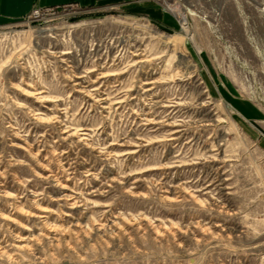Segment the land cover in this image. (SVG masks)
Wrapping results in <instances>:
<instances>
[{
  "label": "rangeland",
  "instance_id": "rangeland-1",
  "mask_svg": "<svg viewBox=\"0 0 264 264\" xmlns=\"http://www.w3.org/2000/svg\"><path fill=\"white\" fill-rule=\"evenodd\" d=\"M149 1L0 26V264H264V0Z\"/></svg>",
  "mask_w": 264,
  "mask_h": 264
},
{
  "label": "crops",
  "instance_id": "crops-1",
  "mask_svg": "<svg viewBox=\"0 0 264 264\" xmlns=\"http://www.w3.org/2000/svg\"><path fill=\"white\" fill-rule=\"evenodd\" d=\"M68 4L87 9L121 7L127 10L152 8L156 5L149 0H0V26L22 21L34 7L49 8Z\"/></svg>",
  "mask_w": 264,
  "mask_h": 264
},
{
  "label": "built area",
  "instance_id": "built-area-1",
  "mask_svg": "<svg viewBox=\"0 0 264 264\" xmlns=\"http://www.w3.org/2000/svg\"><path fill=\"white\" fill-rule=\"evenodd\" d=\"M180 1H182V0H174L173 4L174 5L180 4L179 3ZM74 7L80 8L78 6L69 5V4L63 5V6H57V7H49V8L34 7L32 9V11L30 12V14L28 16H26L22 21L37 22L39 20H42L44 18V16L54 14L55 12H58V11L64 12V11L70 10ZM166 8H169L168 5L166 6Z\"/></svg>",
  "mask_w": 264,
  "mask_h": 264
}]
</instances>
